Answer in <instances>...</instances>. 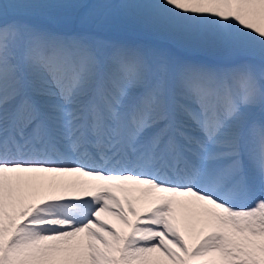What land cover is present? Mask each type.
<instances>
[{
    "label": "snow or ice",
    "instance_id": "1",
    "mask_svg": "<svg viewBox=\"0 0 264 264\" xmlns=\"http://www.w3.org/2000/svg\"><path fill=\"white\" fill-rule=\"evenodd\" d=\"M0 264H264V0H0Z\"/></svg>",
    "mask_w": 264,
    "mask_h": 264
},
{
    "label": "rangeland",
    "instance_id": "2",
    "mask_svg": "<svg viewBox=\"0 0 264 264\" xmlns=\"http://www.w3.org/2000/svg\"><path fill=\"white\" fill-rule=\"evenodd\" d=\"M116 38L129 40V41H135V42L137 41L138 43L163 46L162 41L158 40L156 37L152 36L151 34H148L146 32H142L139 30H130V31L117 33ZM139 207L140 206H137L138 209ZM110 219H113L114 221L119 222L115 220L114 218L110 217Z\"/></svg>",
    "mask_w": 264,
    "mask_h": 264
},
{
    "label": "bare ground",
    "instance_id": "3",
    "mask_svg": "<svg viewBox=\"0 0 264 264\" xmlns=\"http://www.w3.org/2000/svg\"><path fill=\"white\" fill-rule=\"evenodd\" d=\"M148 34H149V33H148ZM137 195H139V194H137ZM139 210H141L140 207H139L138 211H139ZM108 219H109L110 222L113 224V226H115V227H117V228L121 227V225L119 224V222H116V221H114L113 219H110V217H109Z\"/></svg>",
    "mask_w": 264,
    "mask_h": 264
}]
</instances>
